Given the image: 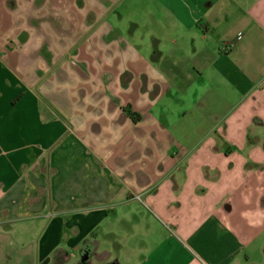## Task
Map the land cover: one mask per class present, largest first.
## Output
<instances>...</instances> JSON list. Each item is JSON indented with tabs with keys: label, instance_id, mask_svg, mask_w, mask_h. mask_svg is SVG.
Wrapping results in <instances>:
<instances>
[{
	"label": "crops",
	"instance_id": "0c3cea01",
	"mask_svg": "<svg viewBox=\"0 0 264 264\" xmlns=\"http://www.w3.org/2000/svg\"><path fill=\"white\" fill-rule=\"evenodd\" d=\"M158 1L147 103L74 116L0 0V264H264V0Z\"/></svg>",
	"mask_w": 264,
	"mask_h": 264
},
{
	"label": "rangeland",
	"instance_id": "374dc122",
	"mask_svg": "<svg viewBox=\"0 0 264 264\" xmlns=\"http://www.w3.org/2000/svg\"><path fill=\"white\" fill-rule=\"evenodd\" d=\"M13 1L30 42L26 56L43 77V105L63 113L68 107L76 116L83 107L122 105L129 113L128 104L147 103V46L158 0ZM159 19L160 28L168 27Z\"/></svg>",
	"mask_w": 264,
	"mask_h": 264
},
{
	"label": "trees",
	"instance_id": "16d2710c",
	"mask_svg": "<svg viewBox=\"0 0 264 264\" xmlns=\"http://www.w3.org/2000/svg\"><path fill=\"white\" fill-rule=\"evenodd\" d=\"M135 117H137L136 115H134ZM139 117V116H138Z\"/></svg>",
	"mask_w": 264,
	"mask_h": 264
}]
</instances>
